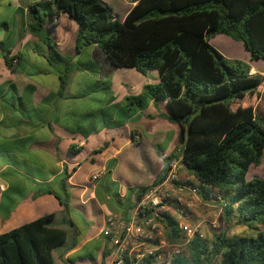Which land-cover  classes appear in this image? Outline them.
<instances>
[{
  "label": "trees",
  "instance_id": "trees-1",
  "mask_svg": "<svg viewBox=\"0 0 264 264\" xmlns=\"http://www.w3.org/2000/svg\"><path fill=\"white\" fill-rule=\"evenodd\" d=\"M129 1L133 4L118 20L102 0H39L26 7L25 27L44 44L49 64L64 65L59 95L69 63L51 43L44 22L53 25L60 12L77 24L76 50L95 44L118 67L141 74L155 70L157 81L127 95L125 105L133 111L149 99L165 98L170 112L159 115L179 126L183 168L198 182L200 196L219 200L226 219L254 230L249 236L218 232L210 241L194 235L187 255L169 264H264V176L246 178L263 154L264 121L254 106L264 75L250 74L245 61L226 58L208 42L224 34L241 42L250 60H264V0ZM12 59L5 58L7 66ZM60 202L66 208L65 197ZM52 217L45 214L0 233V264H52L51 251L65 237L63 229L47 225ZM161 222L166 241L183 240L169 215L162 213Z\"/></svg>",
  "mask_w": 264,
  "mask_h": 264
},
{
  "label": "crops",
  "instance_id": "crops-1",
  "mask_svg": "<svg viewBox=\"0 0 264 264\" xmlns=\"http://www.w3.org/2000/svg\"><path fill=\"white\" fill-rule=\"evenodd\" d=\"M37 1L0 0V233L51 213L47 225L65 232L51 251L52 264H107L104 217L125 214L146 187L160 180L179 126L159 115L170 112L165 98L149 99L133 111L125 105L127 95L157 81L155 70L146 72L152 77H76L97 67L90 56L78 54L64 91L57 94L58 75L48 70L45 46L25 27L26 7ZM132 4L128 1L125 13ZM56 19L53 25L45 21L44 29L54 47L67 42L70 52L77 24L64 12ZM12 57L16 62L7 66L5 58ZM24 61L35 66L37 77L23 72ZM137 147L147 164L153 158L145 180H129L117 171L123 152L133 154ZM131 155L126 153V161H133ZM95 171L102 173L91 182Z\"/></svg>",
  "mask_w": 264,
  "mask_h": 264
},
{
  "label": "built area",
  "instance_id": "built-area-1",
  "mask_svg": "<svg viewBox=\"0 0 264 264\" xmlns=\"http://www.w3.org/2000/svg\"><path fill=\"white\" fill-rule=\"evenodd\" d=\"M15 62L16 58L12 59V63ZM78 146V143L74 144L73 148ZM181 167L180 148V154L170 158L160 172V180L146 187L131 209L125 214L113 212L104 217L101 233L109 243L107 264H169L170 259L183 253L192 236L201 237L197 229L199 222L186 220L193 200L200 196L199 184L193 176L180 177ZM101 173H91L89 180L96 181ZM162 213L175 220L184 235L182 241L164 239Z\"/></svg>",
  "mask_w": 264,
  "mask_h": 264
},
{
  "label": "rangeland",
  "instance_id": "rangeland-1",
  "mask_svg": "<svg viewBox=\"0 0 264 264\" xmlns=\"http://www.w3.org/2000/svg\"><path fill=\"white\" fill-rule=\"evenodd\" d=\"M129 0H112L109 2V6L112 8L114 18L120 20L125 13V8L127 7V3ZM57 21V19L55 20ZM73 22V21H72ZM77 31V30H76ZM68 35V33H66ZM76 37V34H75ZM209 42L211 45L222 53L228 59H238L245 61L249 65V71L252 74L259 73L263 74V66L264 60H250L248 57L247 51L242 46L241 42L231 39L230 37L224 34H216L209 38ZM53 44V41H51ZM55 47L58 53L68 59L69 63V71L67 76L74 69V63L77 58H79L78 54H80V58L90 56L93 60L96 61L97 67L95 71H83L79 72L76 77H152L150 74L141 75L136 70L132 68L125 67H115L110 61L107 59L105 54L96 46L92 50H86L83 52L84 46L79 47L77 50L75 49V38L72 42L70 52H67L69 45L67 42H64L62 46ZM64 50V51H63ZM48 70L51 74L61 73L64 69V65L61 63L49 64ZM250 66L252 68H250ZM23 72L29 74L33 71L32 74H35L34 77H37L35 73V66L29 65V63L24 61L22 64ZM134 73L136 75H134ZM91 74V75H90ZM39 77V76H38ZM40 77H42L40 75ZM255 114L260 117L261 120L264 121V84L262 86L260 96L254 106ZM146 151L149 149L148 145L145 144L143 147ZM180 148H182V144L178 143L176 139L171 141L170 145L167 148L166 152L172 153L174 156H178L180 154ZM138 147L133 150V154L131 151L123 152L122 156H120L121 161L119 163V167L117 171L121 173V175L126 176L129 180H145L150 173V167L153 166V158L149 157V164H147L146 157L145 159L141 157L140 151ZM126 153L132 156L133 161H126ZM159 154V153H158ZM140 156V158H139ZM264 156V148L263 154ZM262 157L260 164L258 166H249L246 178L255 177L262 178L264 176V161L262 163ZM134 158V159H133ZM145 160V161H144ZM149 165V166H148ZM179 173L182 174V178L187 175V172L183 167L179 169ZM186 220L190 223L199 222L198 231L201 234V237L210 241L214 234L218 232H225L227 235H239V236H249L254 234V230L250 229L246 225L239 224L235 222V219H226L223 215L222 207L220 201L214 199L213 197L202 198L198 195L196 199L193 200L191 205V209L189 214L186 217ZM82 226V224H79ZM187 246V245H186ZM182 255H187V248L185 247Z\"/></svg>",
  "mask_w": 264,
  "mask_h": 264
}]
</instances>
